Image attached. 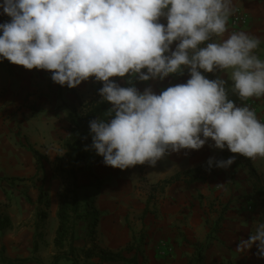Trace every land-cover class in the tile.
I'll return each mask as SVG.
<instances>
[{
  "label": "clouds",
  "instance_id": "9594fccd",
  "mask_svg": "<svg viewBox=\"0 0 264 264\" xmlns=\"http://www.w3.org/2000/svg\"><path fill=\"white\" fill-rule=\"evenodd\" d=\"M231 5L232 0H0V15L10 17L0 23V61L46 70L70 89L93 77L103 82L99 95L111 103V118L89 121L92 143L85 151L103 157L105 166H155L166 154L200 150L209 141L215 149L264 157V123L229 98V91L242 99L264 96V61L254 54L260 40L233 32L208 42L227 32ZM185 70L186 83L159 94L111 79L163 81ZM218 70L230 71L232 83L205 75ZM236 159L209 157L207 170H226ZM253 246L264 259V223L240 238L236 250Z\"/></svg>",
  "mask_w": 264,
  "mask_h": 264
},
{
  "label": "crops",
  "instance_id": "0c3cea01",
  "mask_svg": "<svg viewBox=\"0 0 264 264\" xmlns=\"http://www.w3.org/2000/svg\"><path fill=\"white\" fill-rule=\"evenodd\" d=\"M231 7L233 11L238 8L248 15V25L232 29V12L227 21V32L223 36L212 37L208 42L219 43L233 32H245L259 38L264 45V0H232ZM9 20L10 17L0 15V23ZM160 22L166 24V19L162 17ZM172 48H175V43ZM51 75L46 70H28L14 65L7 59L0 61V204L4 202L6 193L17 189L35 190L34 198L38 200V189L44 187L45 183L49 184V170L46 166L42 171V163H37L29 148L37 150L48 162L53 161L70 137L72 113L75 110L79 112L80 103L92 99L96 94L97 83L91 79L70 89L53 82ZM205 75L210 79L219 75L231 83L225 70ZM189 78L185 70L163 81L144 82L132 78V86L141 92L151 87L159 94L169 86L186 83ZM128 80L126 75L120 82ZM251 98L261 106L259 114L263 121L264 96ZM211 143L214 142L209 141L200 150L182 149L179 153L166 154L161 160L169 161L167 170L155 181L147 179V185L153 187L177 173L203 169L209 157L226 160L230 156H237L235 163L226 170L215 167L212 172L203 171L201 176L204 180L183 178L169 184L161 198L144 206L147 213L141 228L146 238L144 255L149 264H264V259L256 256L255 246L248 252L236 250L240 238L247 239L249 234L255 233L258 224L264 223V157H244L231 153L227 148H212L209 146ZM49 196L52 205L46 210V222L53 230L46 231L51 235L50 240L47 238L50 244L48 257L44 253L45 246L36 239L40 218L31 221L30 216L26 215L23 216L24 220L14 219L9 211H6V215L11 219L12 227L0 231V251L4 249L6 257L36 258L37 261L32 264H50L56 255L54 238L59 222L52 223V219L57 218L59 201L54 204L53 193L49 192ZM55 197L58 200L57 194ZM251 207L253 209L250 210ZM20 221L22 228H18ZM210 235L211 245L205 250L203 260L196 263L192 260L196 244H205ZM120 237L117 238L115 232L108 233L103 238L104 242L100 243L101 249L117 253L119 248L114 243ZM132 238V235L128 236L124 245ZM36 240L39 250L34 253ZM164 245L173 249L170 258L162 256ZM133 252L139 255L137 250ZM93 261L99 263L98 259Z\"/></svg>",
  "mask_w": 264,
  "mask_h": 264
},
{
  "label": "rangeland",
  "instance_id": "374dc122",
  "mask_svg": "<svg viewBox=\"0 0 264 264\" xmlns=\"http://www.w3.org/2000/svg\"><path fill=\"white\" fill-rule=\"evenodd\" d=\"M254 52L258 58L264 61V45L262 43L259 44L258 48L255 49ZM225 71L226 74L229 75V80L231 81L230 71ZM120 81V77H117L119 85L122 87L125 86L126 83H121ZM229 98L234 100L238 106H241L246 101V99H242L232 92H229ZM90 100L81 102L80 104L89 102ZM260 107L261 106L259 105V113ZM81 113L82 109L80 107L79 114ZM262 123H264V117ZM71 134L69 139L66 140V143L70 140ZM66 143L53 161L48 162V159L45 157L43 162H41L43 165V167H41L42 171L46 168V166L49 170V184L47 185L45 183L44 187L41 189L35 187V189H38L39 192L42 189L46 190L48 195L49 192H52L54 195V204H56V201H59L60 194L64 192L66 188L70 191L73 189L72 180L67 178L64 170H69L71 168L72 161L76 154L75 152L67 149ZM91 143L92 140L89 141V145H91ZM87 154L94 155L96 153L93 150H89ZM167 166H169V161L165 162V160H160L157 161L155 166L145 163L143 165H136L134 167L121 170L105 166L103 163V157L98 162L91 163L89 159L86 163H84L82 170L77 173L79 185L77 193L82 201L80 213L77 217H74L71 223L72 234L66 242L65 249L60 251L55 247V256H63V258L54 261L55 256H53L50 264H73V258L80 264L95 263L94 261L86 260L83 257V252L84 250L93 247L91 238L88 236V232L89 221L92 220L96 213L98 214L99 219L96 243H98L97 245L99 248H101L100 243L104 242L103 238L106 237L108 233H117V238L120 237V235L122 236L120 239H116L118 241L114 243V245L119 248L117 253H122L125 258H127L128 262L117 261L112 262V264H133L130 260L135 255L133 252L134 250L139 252L137 264H149V261L144 255L146 238L144 230L141 228L145 212L144 206H147L150 201H155L158 198H161V194L167 186L155 185L157 186L156 188L155 186L149 187L147 185V179L150 182L152 180L155 181V178L160 177L161 174L167 170ZM195 178L200 177L196 175ZM154 183L157 182H153V184ZM11 185H14L13 182H11ZM34 191L35 190L30 192L26 189H17L11 193H6L4 202L0 204V210L3 211L2 215L7 216L6 211H9L14 219L24 220L23 216L26 215L30 216L29 218L31 221L35 220V218L37 219L40 214L47 209L44 205L39 204L38 200L36 201L34 198ZM55 194L58 195V200H56ZM69 194L71 196V193ZM93 198H95V201L92 208H90L87 200H91ZM52 220V223L54 221L56 223L58 222L56 216ZM21 222L22 221H20L18 228L23 227V223ZM37 227V240L45 246L46 251L44 253L47 254L46 256L48 257V254H50L48 251L50 244L47 243V238L49 237L50 240L51 235L49 236L46 231H52L53 228L51 225L48 226V222H46V220H40ZM39 234H41L42 237ZM130 235H132L133 238L129 243L124 245L125 239ZM31 259H33V262L28 264H32L37 261L36 258Z\"/></svg>",
  "mask_w": 264,
  "mask_h": 264
},
{
  "label": "trees",
  "instance_id": "16d2710c",
  "mask_svg": "<svg viewBox=\"0 0 264 264\" xmlns=\"http://www.w3.org/2000/svg\"><path fill=\"white\" fill-rule=\"evenodd\" d=\"M90 79L95 81L94 77ZM120 79H123V78H120ZM113 80L117 82V79H113ZM95 82L97 83L95 97L89 102L80 104V107L82 109L81 114H79V112L75 110L71 115V133L72 134H71L70 140L66 143V147L68 150L75 152L76 155L72 161L71 168L69 170H64V173H66L67 178L72 180L73 189L70 191L68 190V188H66L64 192L60 194V199H59L58 212H57V219H58L59 224H58V228H57L56 235L54 238V245L60 251H63L65 249L66 242L72 234L71 223L74 217H77L80 213V206H81L82 201L80 200L79 195L77 193V190L79 188L77 173L80 170H82L84 163H86L89 159L91 163L98 162L102 159L101 156H98L96 154L88 155L87 154L88 151H85V146L89 145V141H91L89 121L94 120L96 118H99L101 120H108L111 118V115H110V109L112 108L111 103L102 101V98L99 95V89L103 86V82H98V81H95ZM125 83L126 84L123 87L132 86V83L129 84L127 81H125ZM112 115H114V113H112ZM85 137H87V139H85ZM29 151L35 157L37 163H41L45 159V156L40 154L37 150L30 147ZM220 159H223V158H220ZM214 168L215 167H213L211 171H208L207 164H206L203 169L190 170V171L177 173L171 178L166 179L162 182H159L157 185L168 186L169 184H172L176 181H180L183 178L190 179V181L196 180L198 179V178H195L196 175L200 177L199 179L204 180L203 176H201L203 174V171L212 172ZM156 187L157 186H155V188ZM69 193H71V196ZM94 201H95V198L91 200H87V203L88 205H90V208H92ZM38 203L41 205H44L47 210L51 208V205H52L51 199L46 190L42 189L40 191ZM146 213H147V210L144 212V215ZM39 218L41 221L47 220L48 218L47 212L46 211L42 212ZM98 225H99V219H98V214L96 213L93 216L92 220L89 221V232H88V236L91 238L93 247L90 249L84 250L83 257L86 260H91V261H93L94 259L99 260V263H92V264H103V263H110V262L112 263V262H117V261L128 262L127 258H125V256L122 253H116V254L109 253L99 248V246L96 243ZM11 227H12L11 219L8 216H4L0 214V231L8 230ZM37 238L38 236H36V239ZM211 238H212V235H210L209 241L205 244H200V243L196 244V253L194 254L192 258V260L195 258L194 260L196 261V263L197 262L199 263L203 260L205 250L209 248V246L211 245ZM38 250H39V244L36 240L34 244V253H37ZM137 257H138V254H135L130 261L133 264H137V261H138ZM60 258H63V256L62 257L55 256L54 261H57ZM31 262H33V259L31 258L30 259H10L6 257L4 249L0 251V263L1 264H28ZM72 263L80 264L74 258L72 259Z\"/></svg>",
  "mask_w": 264,
  "mask_h": 264
},
{
  "label": "built area",
  "instance_id": "2783aa9c",
  "mask_svg": "<svg viewBox=\"0 0 264 264\" xmlns=\"http://www.w3.org/2000/svg\"><path fill=\"white\" fill-rule=\"evenodd\" d=\"M248 22H249V17L243 10L237 8L233 11L230 20V26L232 29L236 30L242 27H246L248 25ZM244 105H247L251 110L255 111L258 120H260V122H263L258 110L259 104L255 99L253 98L246 99V101L244 102V104H242V106ZM0 111H1V106H0ZM251 209L253 208L251 207L250 210ZM172 252L173 249L170 246L168 245L163 246V251H162L163 257L170 258Z\"/></svg>",
  "mask_w": 264,
  "mask_h": 264
}]
</instances>
